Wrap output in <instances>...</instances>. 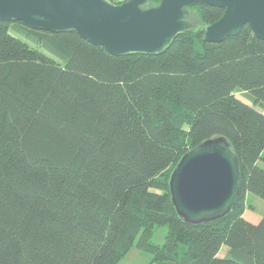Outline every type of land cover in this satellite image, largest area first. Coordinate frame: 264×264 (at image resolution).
<instances>
[{
	"label": "trees",
	"instance_id": "obj_1",
	"mask_svg": "<svg viewBox=\"0 0 264 264\" xmlns=\"http://www.w3.org/2000/svg\"><path fill=\"white\" fill-rule=\"evenodd\" d=\"M190 11L194 29L157 55L0 20V264H117L134 244L159 264H264V215L244 216L248 192L264 199V39L245 24L204 41L224 8ZM217 135L238 154L240 194L191 223L171 173Z\"/></svg>",
	"mask_w": 264,
	"mask_h": 264
},
{
	"label": "water",
	"instance_id": "obj_2",
	"mask_svg": "<svg viewBox=\"0 0 264 264\" xmlns=\"http://www.w3.org/2000/svg\"><path fill=\"white\" fill-rule=\"evenodd\" d=\"M210 4L223 15L204 29L203 40L223 41L249 24L264 39V0H0V20L49 31H75L113 54H161L194 29L190 7ZM172 200L191 223L213 221L231 211L240 194V164L223 135L189 149L170 177Z\"/></svg>",
	"mask_w": 264,
	"mask_h": 264
},
{
	"label": "rangeland",
	"instance_id": "obj_3",
	"mask_svg": "<svg viewBox=\"0 0 264 264\" xmlns=\"http://www.w3.org/2000/svg\"><path fill=\"white\" fill-rule=\"evenodd\" d=\"M11 32L19 36L21 39H26L25 35H21L19 32H16L15 28L11 27ZM237 95L245 101L252 102L248 96L243 91H238ZM258 108L264 111V106L258 105ZM247 208L244 216L252 221L259 222L264 215V199L253 192H248L246 196ZM168 232V227L163 225L156 228L153 240L156 243L164 244L166 240V234ZM228 246H224L220 251V256H225ZM117 264H159L157 261H154V256L151 252L144 250L134 244L129 252L117 263Z\"/></svg>",
	"mask_w": 264,
	"mask_h": 264
},
{
	"label": "crops",
	"instance_id": "obj_4",
	"mask_svg": "<svg viewBox=\"0 0 264 264\" xmlns=\"http://www.w3.org/2000/svg\"><path fill=\"white\" fill-rule=\"evenodd\" d=\"M223 247H224V246H223ZM223 247H222V248H223ZM221 250H222V249H221ZM221 250H220V251H221ZM228 250H229V248L226 250V253H227ZM219 255H220V252H219Z\"/></svg>",
	"mask_w": 264,
	"mask_h": 264
}]
</instances>
